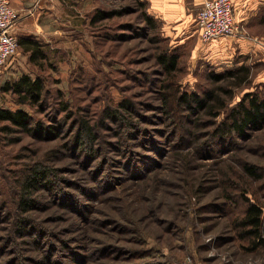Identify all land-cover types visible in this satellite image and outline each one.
Returning <instances> with one entry per match:
<instances>
[{
	"label": "rangeland",
	"instance_id": "obj_1",
	"mask_svg": "<svg viewBox=\"0 0 264 264\" xmlns=\"http://www.w3.org/2000/svg\"><path fill=\"white\" fill-rule=\"evenodd\" d=\"M17 1L36 7L44 32L31 35L44 44L47 59L40 69L18 47L0 66V108H26L34 120L59 129L40 138L16 128L1 130L0 123V245L13 232L17 181L26 167L40 161L57 177L40 185L39 209L30 218L52 233L47 241L58 248L57 264H264V245L249 250L231 223L244 205L242 186H247V198L264 206V128L218 140L209 122L223 119L224 111L217 118L204 110L189 115L160 87L163 69L155 65L160 45L174 49L179 54L175 89L202 96L217 84L209 73L249 64V83L232 87L230 98L222 93L225 104L232 106L246 92L264 97V25L253 22L250 27L263 37L261 51H242L227 36L202 43L195 24L185 39L169 35L156 16L161 23L155 36L144 21L143 13L150 11L143 0ZM100 10L119 14L93 20ZM22 74L45 82L40 106L18 105L16 96L3 89ZM164 96L173 109L162 106ZM122 100L129 101L131 110L121 115L138 129L104 116L106 108ZM62 102L72 113L68 121ZM83 119L98 136L95 158L71 146ZM187 128L192 135L186 136ZM127 137L130 145L124 148ZM246 160L261 179L244 174L241 162ZM66 194L71 199L54 197ZM12 240L0 261L16 260L14 245L21 264L47 261L29 237Z\"/></svg>",
	"mask_w": 264,
	"mask_h": 264
},
{
	"label": "trees",
	"instance_id": "obj_2",
	"mask_svg": "<svg viewBox=\"0 0 264 264\" xmlns=\"http://www.w3.org/2000/svg\"><path fill=\"white\" fill-rule=\"evenodd\" d=\"M147 4L148 1L143 0L142 4ZM114 14H119L118 11L113 10L111 13L99 11L93 20L109 18ZM144 21L154 29L155 36L159 33L160 23L156 22L155 16L149 12L143 13ZM257 24L264 25V7L258 12L257 17L253 20ZM253 22L250 24L252 27ZM247 27V26H246ZM18 45L24 53L28 54V60L31 64L42 69L47 59L46 51L44 50V44L36 38V36H17ZM161 43L165 41V38H159ZM158 54H155V65L157 64L163 69L164 78L161 80L160 87L165 91V94L169 95L174 101V104L185 105L189 115H196L201 111H205L206 114L213 118H217L221 111H224L223 119L216 122L212 120L209 125L212 124L214 127L215 137L218 140L228 139L234 135L243 136L245 135L246 129L249 128H264V97H260L256 92H246L240 99L233 104L228 106L226 99L224 100L222 93L232 97L231 88L237 87L246 83H249L251 78V69L249 64L241 63L232 68L226 69L220 73H209L208 77L216 86L210 90L204 92L202 96L195 92H181L178 94L174 87L175 73L178 69L179 54L169 47L162 46L158 47ZM160 51V52H159ZM157 60V61H156ZM4 90L11 91L16 96V102L18 105H26L33 107L40 106L45 101V82L39 76L31 77L28 74H22L17 79L9 82L8 85L3 86ZM162 106L165 108L170 107L173 109V105L167 103L169 101L168 96L163 97ZM131 104L127 100L120 101L115 107H108L104 111V116L115 122V125H124L134 130L138 129L137 126L132 125L131 122L126 123L125 118L121 115V111L131 110ZM62 112H64V118L66 121L72 118L71 110L66 103L62 102ZM143 120H145L143 118ZM103 120H101L102 122ZM99 122V123H101ZM0 123L1 130H12L13 128L19 129L22 132H26L29 135L37 136L40 138L50 135L52 132L57 131L59 128L57 125H46L40 120H34L26 108H0ZM124 123V124H122ZM130 124V125H128ZM106 128L113 130V126L106 125ZM75 136L71 140V146L75 150H79L86 154L88 159L96 157L95 145L97 144L96 139L98 138L94 127L85 119L79 121L75 128ZM187 135H192L193 130L187 128L184 130ZM144 135L139 129V135ZM119 136V131L116 132ZM122 142L124 148L129 144ZM116 145V144H115ZM111 147L112 149L115 147ZM102 155V154H101ZM100 155V156H101ZM95 160H90V162ZM103 161L100 160L97 163L101 164ZM241 169L244 174L254 180H259L260 175L258 174L256 167L249 160L241 162ZM22 178L18 179V191H17V213L15 214V221L13 222V232H9V238L5 237V243L0 245V253H5L8 247L7 241L14 242L12 238L15 237H29V240L33 243L40 245V251L44 252L46 262L41 264H57L56 260H59L58 248L52 244L47 238L52 233L47 232L45 228L39 226L31 220V212L38 210L37 191L40 189V185L51 182V177H57L53 169L45 165L43 162L35 161L31 166L26 167L22 171ZM247 186H242V197H244V205H241L240 212L232 219V225L236 229L238 236L247 241V248L249 250L256 249L261 245H264V209L263 205L258 199L250 200L244 193L248 190ZM70 194L63 196L55 195V199L69 200L71 199ZM228 196V195H227ZM70 207V206H69ZM27 240V241H29ZM29 241V242H30ZM16 243V242H15ZM8 251V250H7ZM6 251V252H7ZM14 257L16 260H4L0 261V264H21L19 260H22L19 255V251L14 245L13 250ZM58 255V256H56Z\"/></svg>",
	"mask_w": 264,
	"mask_h": 264
},
{
	"label": "crops",
	"instance_id": "obj_3",
	"mask_svg": "<svg viewBox=\"0 0 264 264\" xmlns=\"http://www.w3.org/2000/svg\"><path fill=\"white\" fill-rule=\"evenodd\" d=\"M148 9L150 13L162 20L164 31L169 35L173 34L175 37L180 35L182 38L191 36L190 26L195 24V16L199 7L205 0H147ZM233 2V15L237 22L245 26L248 33L247 37H231L230 40H236L235 44H239L242 51H261L263 39L262 36L256 35L250 28V24L257 17L258 12L264 7V0H232ZM19 3L17 0H12V5L18 9L20 17L17 24V33L19 36H30L43 34L42 19H39V14L36 11V7L27 2ZM16 5L18 7H16ZM33 14L29 16L23 11H31ZM32 20L28 25L27 20ZM30 23V22H29ZM247 26V27H246ZM196 27V25H195ZM189 28V29H188ZM179 38V37H178ZM220 38V37H219ZM219 40V41H218ZM226 40V39H225ZM223 39H217V43L225 41ZM229 42V41H227ZM226 43V42H225ZM225 45V44H224ZM220 45V46H224ZM231 46V44H229ZM226 47L222 50L225 52Z\"/></svg>",
	"mask_w": 264,
	"mask_h": 264
},
{
	"label": "built area",
	"instance_id": "obj_4",
	"mask_svg": "<svg viewBox=\"0 0 264 264\" xmlns=\"http://www.w3.org/2000/svg\"><path fill=\"white\" fill-rule=\"evenodd\" d=\"M19 14L12 0H0V66L15 54L19 45L15 26ZM195 25L198 39L202 43L216 38L247 37L245 26L233 15L232 0H205L197 10Z\"/></svg>",
	"mask_w": 264,
	"mask_h": 264
}]
</instances>
